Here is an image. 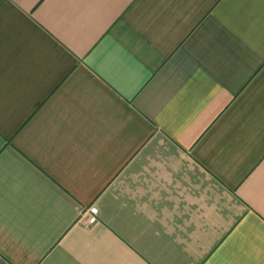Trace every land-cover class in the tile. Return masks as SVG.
<instances>
[{
    "label": "crops",
    "instance_id": "crops-1",
    "mask_svg": "<svg viewBox=\"0 0 264 264\" xmlns=\"http://www.w3.org/2000/svg\"><path fill=\"white\" fill-rule=\"evenodd\" d=\"M0 264H264V0H0Z\"/></svg>",
    "mask_w": 264,
    "mask_h": 264
},
{
    "label": "built area",
    "instance_id": "built-area-1",
    "mask_svg": "<svg viewBox=\"0 0 264 264\" xmlns=\"http://www.w3.org/2000/svg\"><path fill=\"white\" fill-rule=\"evenodd\" d=\"M85 220L88 223H92L97 219V208L94 204L89 205L84 211Z\"/></svg>",
    "mask_w": 264,
    "mask_h": 264
}]
</instances>
